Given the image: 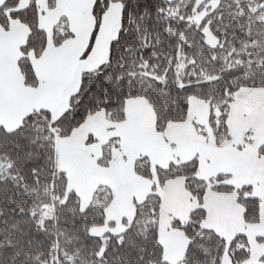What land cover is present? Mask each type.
I'll return each mask as SVG.
<instances>
[{"label": "snow or ice", "instance_id": "1", "mask_svg": "<svg viewBox=\"0 0 264 264\" xmlns=\"http://www.w3.org/2000/svg\"><path fill=\"white\" fill-rule=\"evenodd\" d=\"M0 264H264V0H0Z\"/></svg>", "mask_w": 264, "mask_h": 264}]
</instances>
